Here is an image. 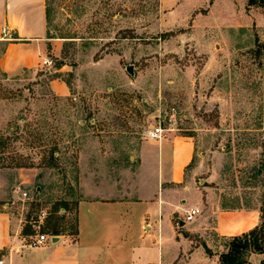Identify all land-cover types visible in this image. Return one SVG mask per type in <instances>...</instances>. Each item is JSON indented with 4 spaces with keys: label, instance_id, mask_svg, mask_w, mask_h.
I'll use <instances>...</instances> for the list:
<instances>
[{
    "label": "rangeland",
    "instance_id": "rangeland-1",
    "mask_svg": "<svg viewBox=\"0 0 264 264\" xmlns=\"http://www.w3.org/2000/svg\"><path fill=\"white\" fill-rule=\"evenodd\" d=\"M45 3L54 43L42 58L56 64L48 68L40 58L20 74L0 69V208L6 204L34 231L47 209L41 231L56 224L74 232L76 203L90 179L131 171L145 131L155 127L221 152L228 181L258 191L264 7L247 0ZM168 31L175 35L163 39ZM52 78L69 94L54 93ZM206 237L218 255L226 249V239Z\"/></svg>",
    "mask_w": 264,
    "mask_h": 264
},
{
    "label": "crops",
    "instance_id": "crops-1",
    "mask_svg": "<svg viewBox=\"0 0 264 264\" xmlns=\"http://www.w3.org/2000/svg\"><path fill=\"white\" fill-rule=\"evenodd\" d=\"M2 28L13 34L3 40L0 55V69L8 74L36 68L47 44L54 43L45 0H0V39ZM49 87L57 95L69 94L60 78L50 79ZM132 160L131 171L90 179L76 203V233L59 232L54 241L29 246L23 219L5 204L0 208L1 264H218L206 235H239L261 221L264 162L258 191L249 193L228 181L223 154L193 135L161 132L159 139L141 142ZM191 207L200 214L185 222ZM263 259L264 252L251 253L243 264Z\"/></svg>",
    "mask_w": 264,
    "mask_h": 264
},
{
    "label": "trees",
    "instance_id": "trees-1",
    "mask_svg": "<svg viewBox=\"0 0 264 264\" xmlns=\"http://www.w3.org/2000/svg\"><path fill=\"white\" fill-rule=\"evenodd\" d=\"M248 5H258L264 7V0H247ZM175 35V32L168 31L161 34L163 39H167L171 36ZM59 206L64 207V204H60L56 206V209ZM261 211V221L258 225L253 227L252 229L243 232L239 235H234L230 237H226L224 239L226 242V249L219 254L218 264H243L248 262V256L251 253H263L264 252V193L263 199L260 206ZM51 231L46 232L50 235H57L59 231L57 230V225H50ZM76 233V219H75V229ZM22 234L32 235L35 234V231L30 228L28 225L23 226ZM205 250L208 254H211L210 249H208L205 245ZM261 264H264V259L261 261Z\"/></svg>",
    "mask_w": 264,
    "mask_h": 264
},
{
    "label": "built area",
    "instance_id": "built-area-1",
    "mask_svg": "<svg viewBox=\"0 0 264 264\" xmlns=\"http://www.w3.org/2000/svg\"><path fill=\"white\" fill-rule=\"evenodd\" d=\"M2 39L4 40H11L13 39V34L9 32L6 28H2ZM41 64L46 67H52L56 63L48 58L43 57L41 60ZM162 128L161 127H155L151 130H146L145 134L149 138H155L159 139L161 136ZM261 139L264 141V128H262L261 132ZM17 192L20 193L22 196L27 197V192L21 191L20 187L17 188ZM60 210H63L61 208ZM200 214V209L198 207H191L184 213L183 220L185 222H191L193 221L198 215ZM49 215V211L47 209L41 210L40 214L38 215V220L32 224V226L36 229L35 234H32L29 236V246L36 247L39 246L47 241H50L53 235H49L46 232L41 231L43 220ZM2 261H0L1 264Z\"/></svg>",
    "mask_w": 264,
    "mask_h": 264
},
{
    "label": "water",
    "instance_id": "water-1",
    "mask_svg": "<svg viewBox=\"0 0 264 264\" xmlns=\"http://www.w3.org/2000/svg\"><path fill=\"white\" fill-rule=\"evenodd\" d=\"M126 70L131 73V71H132L131 66H127ZM52 239L54 241L56 239V237H53Z\"/></svg>",
    "mask_w": 264,
    "mask_h": 264
}]
</instances>
